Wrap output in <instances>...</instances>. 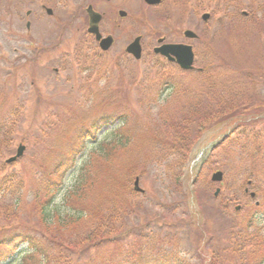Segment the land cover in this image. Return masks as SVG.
Listing matches in <instances>:
<instances>
[{"label": "rangeland", "instance_id": "rangeland-1", "mask_svg": "<svg viewBox=\"0 0 264 264\" xmlns=\"http://www.w3.org/2000/svg\"><path fill=\"white\" fill-rule=\"evenodd\" d=\"M90 4L104 15L100 29L116 39L103 58L93 56L97 45L87 32ZM236 5L247 11L264 0H163L158 6L144 0H0V215L8 214L0 224L41 239L58 232L67 240L89 237L97 213L111 199L120 209L129 204L126 209L132 214L122 213L110 233L115 243L96 238L91 239L95 247L85 251L63 249L64 256L86 259V264H118L129 255L127 264H139L138 259L157 264L170 254L202 264L213 250L228 244L231 220L246 225L252 219L264 234V155L253 162L254 139L264 146V20L257 25L238 22L232 16ZM120 10L127 16L121 17ZM205 12L211 14L206 23L201 18ZM185 29L201 36L189 42L196 51V67L205 68V76L161 71L146 56L136 62L123 53L138 35L147 49L163 35L181 41ZM208 77L226 93L219 96L217 91L216 101L224 102L237 91L247 98L254 95L249 116L240 125L229 120L195 136L194 128L189 141L181 144L176 131L203 95L197 90L207 85ZM203 103L213 106L211 96ZM104 114L110 117L105 120ZM125 121L130 143L111 150L105 162L99 152L121 136ZM229 132L195 180L209 146ZM20 144L26 146L23 157L6 163ZM72 149L78 151L76 162L59 189L61 178H53L56 191L42 217L45 199L40 201L38 194L59 163H64L60 172L68 168L65 155ZM94 158L96 184L83 197H73ZM218 170L224 173L223 184L211 181ZM137 176L143 194L133 191ZM248 181L253 183L250 191L258 194L255 199L244 192ZM218 187L221 193L215 197ZM257 201L262 203L259 208ZM237 205L242 209L236 211ZM108 220L116 222L113 210ZM27 246L22 244L15 259L5 264H21ZM261 256L254 249L218 260L241 264L247 257V264H264Z\"/></svg>", "mask_w": 264, "mask_h": 264}, {"label": "trees", "instance_id": "trees-1", "mask_svg": "<svg viewBox=\"0 0 264 264\" xmlns=\"http://www.w3.org/2000/svg\"><path fill=\"white\" fill-rule=\"evenodd\" d=\"M260 2V1H259ZM248 14H244V11H242L238 5L235 7L234 14L232 15L238 22L240 21H248L249 23H252L254 25H257L258 23H261L262 20H264V5L260 6H253L251 9L247 10ZM224 16H226V13H224ZM205 68L202 72L199 74L202 76H205L204 74ZM251 79L253 82L254 78H248ZM207 85L201 87L197 90V92L203 93L201 97L198 99V104H195V108L191 109L190 111L186 112L185 115H187L186 121H181V124H179V130L176 131V134L178 135L179 142L181 144L189 141V138L191 137V133L193 129L195 128L194 133H196L199 129H202L203 127H207L213 123L226 121L229 120H235L238 123L241 121L242 118H245L246 116H249L247 111L250 109L251 104H253V97H245L244 95L240 94L238 91L234 94H230L228 97L229 99L222 102L221 100L216 101L214 98V95L217 91H219V96L221 93L225 95L226 93L224 91H221V86L218 85L216 82L213 81V78L208 77V80L206 82ZM179 90V89H178ZM212 98L213 100V106L204 104L203 102L208 100L209 98ZM223 117L221 119H218V117ZM257 122V121H256ZM125 125L126 121L124 122V125L122 126L123 129L119 131L121 133V136L117 138L116 140H113L111 143H107L99 152V154L105 159V162H109V156H111V150L114 149L116 151L117 147H126L130 143V138L126 134L125 131ZM240 125V123H239ZM186 144V143H185ZM184 144V146H186ZM253 162H257L258 158L262 155H264V146L259 143L256 139L253 141ZM75 149V148H74ZM72 149L71 151L66 153V157L70 160L65 167H68L60 172L59 166L63 165L64 163H59L58 167L55 168L51 172V177L49 183L46 185L44 191H40L38 194V198H40V201L45 199L42 203V208L39 210L40 215L42 217L46 214V209L44 208L46 205L50 203L52 200L56 187H51V183L54 182V177L58 176L60 179L58 189L62 186L65 174L66 172L74 166L76 162V156L77 152H74ZM180 149L183 151H186L185 147L180 146ZM95 158L94 162L90 163V167L88 168L85 176L86 179H83L76 188V191H74L73 197H80L86 195L87 191L91 189L92 186L96 184V181L93 176H95ZM88 173V174H87ZM132 175L129 176L131 178ZM200 177V176H199ZM57 180V179H56ZM43 185V184H42ZM41 185V186H42ZM82 191V192H81ZM116 197V195H115ZM186 200V199H185ZM186 203V201H185ZM132 204V203H131ZM262 203L260 204V206ZM186 206V204H185ZM114 207V209H113ZM106 210L101 211L100 213H97L98 215V222L93 227H95L92 231V234L89 237H81V238H69L68 240L62 236H60V233H54L50 234L49 237H46V239H41L39 237H36L34 234L27 233V232H12L10 228H5L0 224V233L2 231H6L8 235H1L0 236V264H5L6 262H11L15 259L16 255L18 254L19 247L27 243V248H25L24 253L22 255V263L21 264H86V259L82 261H78L77 259L74 260L71 256L66 254L64 256L63 249L66 248H74V247H81V251H85L91 247H95L92 243L91 239L100 238L101 240H105L108 243H115L110 233L111 231L116 230L117 225L119 221L122 219V213L127 212L129 214H132L128 209L131 208L129 204L122 207V209L117 208L115 204L113 205V199L109 201V205L105 207ZM188 209V206H187ZM227 209V206H225V209L222 210V213H225ZM112 210L114 217L116 219V222L110 224L108 220V215L112 216ZM0 211H2V208L0 207ZM189 211V209H188ZM78 213L83 214V211H79ZM10 215V214H9ZM8 214L0 215V219H6ZM252 220V219H251ZM251 220L246 225H234V222L231 220V230L229 232V240L228 244L224 246L223 248H220V250H213L211 258L208 259V261L205 262L202 260V264H222V262H219L218 258L220 256H228V255H240L243 256L245 254H248L249 250L252 252L254 249L260 250L262 256L264 255V234H263V228H259L257 224H254ZM107 227V229H105ZM104 229V232H101V230ZM254 230V231H253ZM64 238L66 241H64ZM86 242V243H85ZM247 248L249 249L248 251ZM130 256V255H129ZM129 256H122L118 260V264H127L132 261ZM261 256V258H262ZM131 257V256H130ZM37 258H40V260L37 262ZM139 264H150V262H146L143 260L138 259L137 260ZM241 264H247L249 262L248 258L244 257L239 260ZM204 262V263H203ZM157 264H188V260L185 258H175V255L170 254L165 257H163L161 260L157 262Z\"/></svg>", "mask_w": 264, "mask_h": 264}, {"label": "water", "instance_id": "water-1", "mask_svg": "<svg viewBox=\"0 0 264 264\" xmlns=\"http://www.w3.org/2000/svg\"><path fill=\"white\" fill-rule=\"evenodd\" d=\"M146 3L150 5H156L161 3L162 0H145ZM49 13H52V10L48 9ZM88 13L90 16V27L89 32L96 35L97 39L100 40V45L102 49L107 50L110 48V46L113 44L114 39L113 37L109 36L107 38H102L101 34L99 32V22L102 18V15L98 12L94 11L92 7L90 6L88 8ZM125 11H120L121 16H126ZM210 17V14L205 13L203 15V20L207 21ZM185 35L189 38H196L197 34L192 30H187L185 32ZM127 51L134 55L137 59L141 58V45H140V37L136 38L134 42H132L128 47ZM157 53H161L162 55L168 57L172 60H177V62L180 64V66L184 69H191L193 67L194 62V53L191 46L183 45V44H166L163 45L157 49H155ZM25 147L21 145L18 148L17 155L15 157H12L9 159V162L15 161L18 157L22 156L24 153ZM223 178L222 172H216L214 173L212 180L213 181H221ZM135 190L138 192H143V189L139 186V179L136 178L135 180ZM219 189L216 191V195L219 193ZM254 196V193L252 194Z\"/></svg>", "mask_w": 264, "mask_h": 264}, {"label": "flooded vegetation", "instance_id": "flooded-vegetation-1", "mask_svg": "<svg viewBox=\"0 0 264 264\" xmlns=\"http://www.w3.org/2000/svg\"><path fill=\"white\" fill-rule=\"evenodd\" d=\"M101 32H102V34H103L104 37H105V36H108V35L111 34V33H109V32H108V33H107V32H104L103 30H101ZM90 37L93 38V40L95 41L94 43H96L95 45H97V46H96L97 51H95V54L93 55V56L95 57V59L100 58V57L103 58V57L108 56L112 48H110L108 51H103V50L100 48V43H99V41H97L96 36L93 35V34H90ZM158 39H159V40H160V39H165L164 42H162V43L174 42V43L191 44L187 39H186V40H185V39H182L181 41H168V40H167L168 37L165 36V35H163V36L157 38V41H158ZM162 43H161V44H157V45H153L152 47H149V48L146 49V47H145V45H144V42H142V48H143L142 55L148 53L150 56H152V51L154 52V49H155L157 46L162 45ZM32 49H33V48H32ZM33 55H34V53L31 55V57H33ZM129 56H130V55H129ZM155 57L158 59L157 62H159V63L161 64V65H159V64H155V67L163 66V70H166L167 67H168V69H171L170 67H172V68H175V69H179V70H181L182 72H185V73H186V72H190V71L183 70L182 68H180V66H179L175 61H173V60H169V59H167L166 57H164V56H162V55H160V54L155 53ZM33 58L35 59L36 56H34ZM63 58H64V57H63ZM67 58H68V57L66 56V59H63V62H64V63H66V62L68 61ZM34 59H33V60H34ZM56 59H58V57H56ZM67 63H68V62H67ZM67 63H66V64H67ZM110 66L113 67V65H110ZM110 66L106 68L108 74H110V71H109V70H111ZM35 67H36V66H35ZM36 68H37V67H36ZM41 70H42V68H41ZM63 70H64V68H63ZM55 71L57 72L58 70L56 69ZM32 72H33V71H32Z\"/></svg>", "mask_w": 264, "mask_h": 264}]
</instances>
